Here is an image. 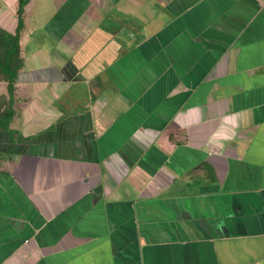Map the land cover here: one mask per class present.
Returning a JSON list of instances; mask_svg holds the SVG:
<instances>
[{
  "label": "crops",
  "instance_id": "obj_1",
  "mask_svg": "<svg viewBox=\"0 0 264 264\" xmlns=\"http://www.w3.org/2000/svg\"><path fill=\"white\" fill-rule=\"evenodd\" d=\"M19 7L0 0L1 27ZM21 17L0 264H264V0H28Z\"/></svg>",
  "mask_w": 264,
  "mask_h": 264
},
{
  "label": "trees",
  "instance_id": "obj_2",
  "mask_svg": "<svg viewBox=\"0 0 264 264\" xmlns=\"http://www.w3.org/2000/svg\"><path fill=\"white\" fill-rule=\"evenodd\" d=\"M20 7L17 27L14 32H10L7 29L0 26V48L3 47V51L0 49V70L4 75L0 79L8 81V89L11 94L10 102L7 104V109L0 113V128L7 127L8 122L14 114L12 107L13 103V90L15 88V80L18 76L19 68L22 66V58L20 56V44L19 34L20 29L23 26V20L21 12L24 5L28 0H19Z\"/></svg>",
  "mask_w": 264,
  "mask_h": 264
},
{
  "label": "rangeland",
  "instance_id": "obj_3",
  "mask_svg": "<svg viewBox=\"0 0 264 264\" xmlns=\"http://www.w3.org/2000/svg\"><path fill=\"white\" fill-rule=\"evenodd\" d=\"M2 51H3V47L0 48ZM4 74L1 73V70H0V77H2ZM5 79H0V81H3ZM7 82V80H6ZM8 83V82H7ZM7 96L6 95H3V94H0V113L3 112V110L7 109Z\"/></svg>",
  "mask_w": 264,
  "mask_h": 264
}]
</instances>
